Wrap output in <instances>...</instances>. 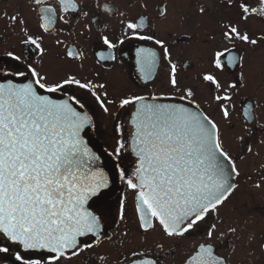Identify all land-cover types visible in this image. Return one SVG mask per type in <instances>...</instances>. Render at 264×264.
<instances>
[{
    "label": "flooded vegetation",
    "instance_id": "obj_1",
    "mask_svg": "<svg viewBox=\"0 0 264 264\" xmlns=\"http://www.w3.org/2000/svg\"><path fill=\"white\" fill-rule=\"evenodd\" d=\"M74 3L78 11H65L59 0H46L39 6L35 0H0V66L16 70L17 62L7 55L12 52L21 55L24 61L19 64V70H25V64L30 62L49 77V83L74 76L88 83L90 88L105 84L106 100L115 101L109 106V112L104 113L90 93L78 87L55 93L40 90L41 94L56 100L70 95L84 97L87 101L84 110L92 117L93 124L83 135L103 158L111 180L103 201L93 198L90 202L91 211L101 217L100 242L96 243V237L91 234L82 238L92 247L76 257L69 253L64 264H134L141 258L155 260L157 264H186L199 245L207 241V231L212 225H215V235H223L222 240L213 241L216 252L226 257L229 264H264V53L260 52L264 49L263 28L247 24L239 28L241 33L257 40L255 45L226 39L224 32L235 24L230 5L200 6V0H74ZM40 7L56 10L55 22L49 31L41 27L44 21ZM201 7L204 13L199 11ZM162 8L166 9L165 16H160ZM13 15L16 21L10 19ZM141 20L144 24L135 32L127 28L129 22L139 24ZM137 34L162 40L169 49V58L164 57L155 39L140 40ZM29 35L37 40L42 52L23 43ZM104 37L115 47L106 45ZM141 48L156 53L154 65L146 64L147 53H138ZM225 50H230L226 57L229 54L234 57L233 64L227 65L226 58H222L225 66L218 69L214 63L215 54ZM69 51L76 55L70 57ZM171 65H175L176 87L170 83ZM205 74L214 75L220 88L204 81ZM9 78L28 82L20 77ZM231 84L237 87L232 89ZM188 89L194 96L181 101L179 97ZM94 90L101 94L105 91ZM216 95H228L231 99L216 101ZM132 96L146 97L147 102L152 103L190 107L195 106L189 104L194 100L219 124L226 150L234 157H242L238 160L240 174L233 178L237 188L230 200L218 211L210 212L205 223L183 238H169L158 224L147 232L140 228L137 195L120 180L114 168L113 152L121 139L126 148L122 150L120 166L129 176L137 167V157L131 150L134 133L131 120L136 109L119 106L120 99ZM153 97L159 99L154 101ZM222 103L230 111L228 120L222 115ZM245 111L254 112L256 120L246 121ZM117 124L121 126L122 135L116 130ZM241 136L243 143L239 139ZM249 146L252 151L247 153L245 150ZM257 184L260 187H256ZM121 202L125 207L123 220L119 216ZM230 228L236 229L235 234L229 232ZM0 247L9 248L6 253L0 252V264H20L15 259L16 252L25 258L48 255L25 251L3 235H0ZM133 253L142 255L134 256Z\"/></svg>",
    "mask_w": 264,
    "mask_h": 264
},
{
    "label": "snow or ice",
    "instance_id": "obj_2",
    "mask_svg": "<svg viewBox=\"0 0 264 264\" xmlns=\"http://www.w3.org/2000/svg\"><path fill=\"white\" fill-rule=\"evenodd\" d=\"M229 2L231 5L232 0ZM35 3L39 6L46 0H35ZM59 3L65 11H78L74 0H59ZM234 6L239 8L241 19L245 21L251 14L264 15V0L259 9L251 7L248 0H237ZM39 11L44 21L41 27L49 31L55 22L56 10L40 7ZM199 11L204 13L205 9L201 7ZM165 15L166 9L162 8L160 16ZM10 19L16 21L17 17L13 15ZM143 24V20L139 24L129 22L127 28L135 32ZM223 35L226 39L257 43L235 26H229ZM136 38L155 39L152 35L140 34ZM23 43L42 52L40 44L31 35ZM104 43L115 47L107 37H104ZM155 43L161 46L168 59L169 49L164 42L155 39ZM138 53H147L145 62L149 67L155 64L157 55L154 51L141 48ZM226 53L230 50L215 54L216 68L225 66L222 58H226L227 65L233 64L234 57L230 54L226 57ZM7 55L17 64L14 71L0 66V235L25 251L48 254L25 258L16 252L15 259L20 264H64L69 253L76 257L92 247L82 238L91 234L96 237V243L100 242L101 217L90 211L88 202L93 198L103 201L110 184L98 166L100 157L82 136V132L93 124L92 117L84 110L87 101L76 95L56 100L41 94L40 90L55 93L78 87L90 93L104 113L109 112V106L115 101L106 100L105 84L90 88L88 83H82L74 76L49 83V77L30 62L25 64V70H19V64L24 63L21 55L12 52ZM68 55L74 57L76 53L69 51ZM171 67L170 83L176 87L175 65ZM9 77L24 78L28 82H15ZM202 78L220 88L214 75L205 74ZM240 79L242 81L243 76ZM229 87L235 89L237 85ZM94 89L105 91L101 94ZM193 96V91L188 89L179 99L184 101ZM157 99L153 97L154 101ZM214 99L226 102L231 97L216 95ZM189 104L195 106L148 103L143 96L119 100L120 108L133 106L136 109L131 120L134 125L131 146L137 157V167L129 176L120 166L122 150L126 148L121 139L113 152L114 168L120 180L137 195L140 228L147 232L158 224L173 239L183 238L198 229L210 212L218 211L230 200L237 188L233 177L239 176L238 160L242 159L226 150L219 124L194 100ZM221 112L225 120L230 118V111L223 103ZM244 117L246 121L256 120L251 111H245ZM116 130L122 135L119 124ZM248 135H252L250 128ZM239 139L244 142L243 136ZM245 151L250 153L252 148L249 146ZM119 216L121 220L125 218L122 202ZM214 229L215 225L208 229L207 241L199 245L186 264H229L226 257L216 252L213 241L222 240L223 235H215ZM229 232L235 234L236 229L230 228ZM8 251V247H0V252ZM134 264L157 262L141 258Z\"/></svg>",
    "mask_w": 264,
    "mask_h": 264
},
{
    "label": "rangeland",
    "instance_id": "obj_3",
    "mask_svg": "<svg viewBox=\"0 0 264 264\" xmlns=\"http://www.w3.org/2000/svg\"><path fill=\"white\" fill-rule=\"evenodd\" d=\"M226 3H222L221 0H200V6H220V5H230L229 0H226ZM237 0H232V3L230 5L232 11V22L235 23L233 26L239 28H243L245 24L248 26L253 25L254 27H261L263 28L264 33V15H257V14H251L249 18L245 21L241 19L240 10L238 7H235ZM248 3L251 7L254 8H260L261 7V0H248ZM262 23V24H261ZM252 26V27H253ZM260 52L264 53V49H262Z\"/></svg>",
    "mask_w": 264,
    "mask_h": 264
},
{
    "label": "water",
    "instance_id": "obj_4",
    "mask_svg": "<svg viewBox=\"0 0 264 264\" xmlns=\"http://www.w3.org/2000/svg\"><path fill=\"white\" fill-rule=\"evenodd\" d=\"M148 103H152V102H148ZM186 107H190V106H187L185 105ZM82 136L84 137L85 141L87 142L88 146L92 149L93 152H95L99 157H100V160L98 162V166L104 171V173L107 175L108 179H109V184L111 183V180H110V176H109V173H108V170L106 168V165H105V162L103 160V158L94 150V148L89 144L88 140L86 139V137L83 135V132H82ZM131 150H132V146H131ZM132 152L134 153V151L132 150ZM135 155V153H134ZM136 156V155H135ZM234 178V177H233ZM90 202L91 200L88 202V206H89V209H90ZM91 211V209H90ZM14 243V242H12Z\"/></svg>",
    "mask_w": 264,
    "mask_h": 264
}]
</instances>
